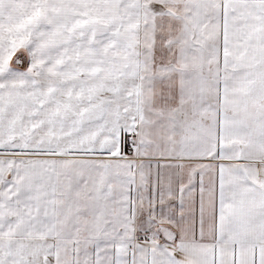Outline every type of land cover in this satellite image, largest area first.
I'll return each instance as SVG.
<instances>
[{
  "label": "snow or ice",
  "instance_id": "obj_1",
  "mask_svg": "<svg viewBox=\"0 0 264 264\" xmlns=\"http://www.w3.org/2000/svg\"><path fill=\"white\" fill-rule=\"evenodd\" d=\"M0 264H264V0H0Z\"/></svg>",
  "mask_w": 264,
  "mask_h": 264
}]
</instances>
